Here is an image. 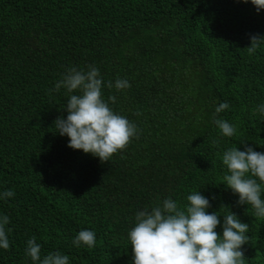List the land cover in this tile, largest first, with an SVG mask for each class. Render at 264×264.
I'll list each match as a JSON object with an SVG mask.
<instances>
[{
  "label": "trees",
  "instance_id": "16d2710c",
  "mask_svg": "<svg viewBox=\"0 0 264 264\" xmlns=\"http://www.w3.org/2000/svg\"><path fill=\"white\" fill-rule=\"evenodd\" d=\"M253 35L264 37V10L239 0H0V196L15 193L0 198L11 230L0 264H33L32 237L41 259L59 251L69 264H133L136 214L197 191L219 214V235L228 211L248 225L245 264H264V219L238 204L222 164L232 147L264 153V44L249 55ZM89 65L104 85L130 84L102 86L137 129L105 163L67 147L54 126L69 99L56 83ZM214 117L236 133L223 137ZM82 230L95 233L92 249L73 245Z\"/></svg>",
  "mask_w": 264,
  "mask_h": 264
},
{
  "label": "clouds",
  "instance_id": "9594fccd",
  "mask_svg": "<svg viewBox=\"0 0 264 264\" xmlns=\"http://www.w3.org/2000/svg\"><path fill=\"white\" fill-rule=\"evenodd\" d=\"M251 3L257 13L264 10V0H239ZM264 37L251 36L250 46L246 48L253 55ZM102 86L117 91L127 89V80L117 79L115 84L109 81L103 84L99 70L89 65L87 70L70 67L56 83L54 90L61 88L69 94L65 110L66 119L58 117L54 122L56 132L68 137L72 150L82 151L99 158L101 163L108 162L118 151L124 150L131 139L137 135L133 123L114 113L102 96ZM108 101L114 103L115 96ZM229 107L221 103L215 113L219 114ZM264 115V105L258 108ZM213 122L223 137H232L236 128L223 119ZM214 145L218 141H213ZM222 164L227 170L223 176L224 185L238 195V204L250 205L254 215L264 219V153L251 147L240 151L237 147L226 150ZM11 190L5 191L0 198L13 197ZM209 200L199 192L187 196V204L178 205L172 199H164L150 210L145 208L135 216V226L128 232V241L132 250L133 264H245L242 245L248 242L245 233L248 225L241 223L229 211L223 215V232L219 235L215 229L220 224L218 213L209 214L206 209ZM9 224L7 215L0 216V249L9 248V239L5 226ZM77 248L86 246L92 249L96 243L95 233L82 230L72 241ZM25 255L33 264H69V257L59 251L50 252L41 259V245L32 237L27 241Z\"/></svg>",
  "mask_w": 264,
  "mask_h": 264
}]
</instances>
